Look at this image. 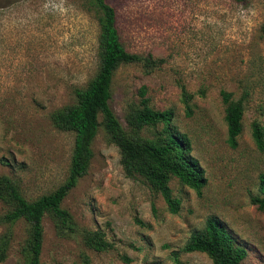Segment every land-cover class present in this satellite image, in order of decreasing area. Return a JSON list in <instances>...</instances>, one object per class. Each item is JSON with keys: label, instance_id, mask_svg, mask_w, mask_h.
<instances>
[{"label": "rangeland", "instance_id": "obj_1", "mask_svg": "<svg viewBox=\"0 0 264 264\" xmlns=\"http://www.w3.org/2000/svg\"><path fill=\"white\" fill-rule=\"evenodd\" d=\"M106 2L117 11L126 49L163 60L150 73L140 65L121 66L110 108L127 130L126 116L139 105L144 88L153 109L173 112L206 185L199 196L171 178L169 187L181 203L170 214L160 194L124 174L119 149L100 126L87 174L62 202L77 231L68 234L46 216L41 263L175 264L172 253L179 252L181 264H212L205 254L181 249L215 217L246 249L242 264H264V209L251 204V198L262 197L264 175V149L252 137L254 123L264 136V0ZM98 34L86 0H0V177L15 179L29 201L53 192L68 176L74 137L56 130L49 116L72 105L73 90L94 76ZM183 89L194 95L189 114L181 102ZM223 90L234 100L244 98L235 148L226 143ZM153 132L143 130L140 137L151 139ZM8 210L0 201V218ZM83 230H100L114 248L101 253L87 248ZM2 236L9 246L0 264H28L21 252L25 223L0 224Z\"/></svg>", "mask_w": 264, "mask_h": 264}, {"label": "trees", "instance_id": "obj_2", "mask_svg": "<svg viewBox=\"0 0 264 264\" xmlns=\"http://www.w3.org/2000/svg\"><path fill=\"white\" fill-rule=\"evenodd\" d=\"M231 1L244 4L246 0ZM86 2L99 26L97 70L84 87L73 90L72 105L57 109L49 116L56 130L72 133L74 137L68 176L56 190L33 201L22 195L15 179L9 176L0 177V201L9 207L8 212L0 218V224H13L18 221L25 223L27 241L21 252L27 257L28 264H42V221L46 216H50L57 227L68 234L73 235L77 231L71 214L62 208V202L77 182L87 174L93 157L91 146L100 126L109 141L118 147L124 174L129 178L142 180L150 189L160 194L170 214H177L181 203L173 196L169 187L171 178H176L182 185L192 188L199 196L206 185L203 171L191 154L190 140L173 124V112L153 109L144 88L139 91V105L126 116L127 130L118 122L110 108L113 79L117 70L125 65H140L145 73H150L159 68L163 60L155 59L151 54L128 51L120 35L116 9L106 0ZM199 95L204 94L199 91ZM193 96L185 89L181 92V102L187 114L191 112ZM220 97L224 105L226 143L235 148L242 133L244 98L234 100L232 94L224 90L220 92ZM99 117L102 123L99 122ZM159 125L162 126L161 129L156 130ZM143 130H153V137H140ZM252 137L258 150L262 151L264 136L257 123L252 125ZM259 194L262 197L251 198V204L263 210L264 175L260 177ZM80 235L83 244L95 252H108L114 248L100 230H83ZM8 246V237L2 236L0 263L6 259ZM181 252L205 254L212 264H242L247 256L246 249L238 244L225 225L215 217L208 218L202 230L191 234ZM120 258L126 263L130 262L125 256ZM172 259L175 264H181L179 252H173Z\"/></svg>", "mask_w": 264, "mask_h": 264}]
</instances>
